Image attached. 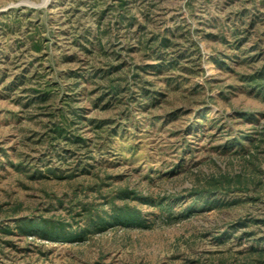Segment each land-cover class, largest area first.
<instances>
[{"label":"rangeland","instance_id":"rangeland-1","mask_svg":"<svg viewBox=\"0 0 264 264\" xmlns=\"http://www.w3.org/2000/svg\"><path fill=\"white\" fill-rule=\"evenodd\" d=\"M257 71L264 0H0V264H264ZM60 109L83 147L45 138Z\"/></svg>","mask_w":264,"mask_h":264},{"label":"trees","instance_id":"trees-1","mask_svg":"<svg viewBox=\"0 0 264 264\" xmlns=\"http://www.w3.org/2000/svg\"><path fill=\"white\" fill-rule=\"evenodd\" d=\"M258 23L257 16L253 17L251 19V22L249 25H252V27L256 26ZM235 38L239 39L241 30L238 28H235L233 30ZM174 35V32L171 34ZM261 39H257L255 41V45H259ZM161 46L167 47L169 45L173 44V38L172 37H163V39L160 42ZM178 56L176 59L174 58V62L177 63ZM121 67V66H119ZM118 67V68H119ZM114 69V68H113ZM112 68H109L107 71H104L105 74H108L113 70ZM138 72V70L136 71ZM103 73V77L105 74ZM132 76L136 77L137 74H132ZM243 80L247 85L251 87L257 88V90L264 91V72L257 71L256 73H250L249 75H246L243 77ZM120 84L118 82H114L112 79L108 80V83L106 84V90L104 91L107 93V98L109 100L113 99L118 101L121 97L122 89L120 88ZM35 92L38 91L37 89L34 90ZM104 92L102 95H104ZM48 91H42L41 94H36L33 96L35 99L34 103H43L49 100L50 96L48 95ZM142 96H146V90H143ZM128 105V103H127ZM68 111V112H67ZM69 110L60 109L58 111H53L50 113L51 121L54 119L55 116H57L55 121H52L49 125H47V130L45 132V138L50 143V145H53L54 142H61L64 141L68 145H72L75 148L83 147V137L80 136V134L75 132H69L68 128L71 125V122L68 118ZM74 116H79L78 113H75ZM85 146V145H84ZM54 149V148H52ZM227 183L231 182L230 178H226ZM223 205V204H221ZM98 222L94 223L97 226L106 223V220L102 217L97 218ZM109 220L113 222H120L125 221L126 223H136L137 225L140 224L141 219L139 214H137L135 211H131L130 209H118L115 210L112 214H110ZM12 228L17 229L16 231L22 233V234H38L43 238H46L48 240L56 239L57 237H61L62 235H65V227L61 225L58 221H53L50 219H39V218H26L17 221ZM12 228H7V231H11ZM11 229V230H10ZM264 252V249L261 250Z\"/></svg>","mask_w":264,"mask_h":264}]
</instances>
